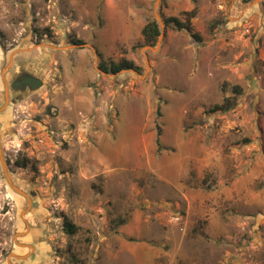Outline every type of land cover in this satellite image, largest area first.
I'll return each mask as SVG.
<instances>
[{
	"label": "rangeland",
	"instance_id": "1",
	"mask_svg": "<svg viewBox=\"0 0 264 264\" xmlns=\"http://www.w3.org/2000/svg\"><path fill=\"white\" fill-rule=\"evenodd\" d=\"M0 144L31 200L0 157V264H121L124 225L134 264H264V0H0ZM178 153L189 200L152 170Z\"/></svg>",
	"mask_w": 264,
	"mask_h": 264
},
{
	"label": "trees",
	"instance_id": "2",
	"mask_svg": "<svg viewBox=\"0 0 264 264\" xmlns=\"http://www.w3.org/2000/svg\"><path fill=\"white\" fill-rule=\"evenodd\" d=\"M246 1L249 2L250 0H246ZM188 14H190L191 17H194L196 13L195 11H192V12H188ZM163 21L166 26H169L170 24H174V26L178 30L186 29L190 31L192 37L195 40L201 41V35L199 33L192 31V27L189 22L181 21L178 17H173V16L171 17L163 16ZM142 34H143V38L146 44L156 45L159 37L162 34V27L159 21L156 19L148 20L142 29ZM101 67L106 72L113 73V74L119 73L121 70H124V69H136V70L138 69L135 62L127 58H123L118 62L111 61L110 63L102 64ZM237 88H240V87H236V89ZM239 92L240 91H238V93ZM235 104L236 103H235L234 98L227 97L221 104H216L212 108V111L213 112L227 111L233 108ZM23 165H26V163L24 162ZM64 229L68 234H75L78 230V227L70 219L65 217Z\"/></svg>",
	"mask_w": 264,
	"mask_h": 264
},
{
	"label": "crops",
	"instance_id": "3",
	"mask_svg": "<svg viewBox=\"0 0 264 264\" xmlns=\"http://www.w3.org/2000/svg\"><path fill=\"white\" fill-rule=\"evenodd\" d=\"M181 142H182V140H179L178 144H181ZM164 156H168V154L164 153ZM177 156H180V158H178V159L176 158L175 163H171L170 159L167 158L165 160V165L162 168H160V169L157 168V169H152V170H154L156 172L160 171L161 174L159 176L162 180H164L165 186H170V188L174 187L176 190H178L181 193V195L184 196V199L189 200L192 197L193 190L189 192V186L184 181L189 178L190 164L185 162V160H187L186 159L187 156H185V154L183 156L182 154L178 153ZM182 156H183V158H182ZM168 198H169V195L163 193L162 195H159L158 198H153L154 200L153 199L152 200L154 202H156L158 200L166 202V200H169ZM127 230H129L128 225H124L121 227L119 235H120V240L122 241V243L120 244V247H118V246L115 247V249H116L115 254H116L117 258L120 259L121 264L129 263L128 260L125 258V257H127V256H125L126 253H128V255H132L133 260L130 258V263L134 264L135 260H137L136 250L139 247L136 245H132L127 241V238L125 236L127 234L126 232H128ZM122 234H124V236ZM131 234H133V233H131ZM128 236H131V235H128ZM167 247L168 246H165V248H167ZM155 252H156V250H155ZM121 253H123V254L121 255Z\"/></svg>",
	"mask_w": 264,
	"mask_h": 264
},
{
	"label": "flooded vegetation",
	"instance_id": "4",
	"mask_svg": "<svg viewBox=\"0 0 264 264\" xmlns=\"http://www.w3.org/2000/svg\"><path fill=\"white\" fill-rule=\"evenodd\" d=\"M29 76H38V75L26 69H22L21 72L15 74V76L9 82L8 90L10 91V94L15 93V95L11 96V100L13 102L16 101L17 99L26 96L28 92H32L30 90L29 85L23 82Z\"/></svg>",
	"mask_w": 264,
	"mask_h": 264
},
{
	"label": "water",
	"instance_id": "5",
	"mask_svg": "<svg viewBox=\"0 0 264 264\" xmlns=\"http://www.w3.org/2000/svg\"><path fill=\"white\" fill-rule=\"evenodd\" d=\"M158 19L161 21L162 26H164V24H163V22H162V20H161V18H160L159 15H158ZM162 36H163V33L161 34V37H162ZM78 46H80V45H78ZM150 48H152V47H150ZM152 49H153V48H152ZM23 82L29 85L31 91H35V90L39 89L40 87H42V86L44 85V81H43V79H42L41 77H39V76H29V77H28L27 79H25ZM0 157H1L2 161H3V163H4L5 173H6V176H7L8 180H9L11 186L13 187V189H14L15 191H17V192H19V193L25 195V196L28 198V201H29V204H30V203H31V200H30L29 196H28L26 193H24L23 191H21V190H20V189H19V188L13 183L12 179L10 178V175H9V172H8V169H7V166H6V163L4 162V157H3V155H2V147H1V144H0ZM18 256H19V255H18Z\"/></svg>",
	"mask_w": 264,
	"mask_h": 264
}]
</instances>
